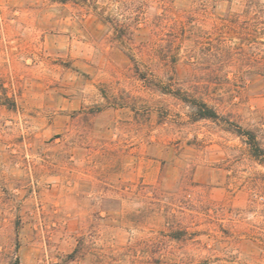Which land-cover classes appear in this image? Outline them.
Masks as SVG:
<instances>
[{
    "label": "rangeland",
    "instance_id": "obj_1",
    "mask_svg": "<svg viewBox=\"0 0 264 264\" xmlns=\"http://www.w3.org/2000/svg\"><path fill=\"white\" fill-rule=\"evenodd\" d=\"M121 40L199 46L206 69L158 89L201 77L220 120L151 89ZM239 128L264 150V0H0V264H264Z\"/></svg>",
    "mask_w": 264,
    "mask_h": 264
},
{
    "label": "trees",
    "instance_id": "obj_2",
    "mask_svg": "<svg viewBox=\"0 0 264 264\" xmlns=\"http://www.w3.org/2000/svg\"><path fill=\"white\" fill-rule=\"evenodd\" d=\"M58 1L65 3L67 0ZM110 22L115 25V30L120 29V31H124V29H126L130 31L131 24L128 17L125 18L124 22L119 18H115ZM129 33L130 35L132 34V32ZM170 35L173 36L174 34ZM128 40L130 41V39ZM121 46L131 54V60L135 64L136 72L140 74L141 78L147 81V84L151 89L156 87L154 90L170 94L185 103L187 106L193 108L194 116L197 120H220V114L217 109L210 104L213 98L209 87L199 85L203 78L195 77L192 81L193 84L185 89L179 87L174 91L171 88L174 85L172 84L173 82L170 77H175V75H177V69L182 59H184L187 64L195 66L200 73L206 69L204 66L205 63L203 62L204 59L199 58L196 54L199 46L184 41L177 43L176 40H170L165 46H162L161 49L151 51L148 58H143V56L147 54L146 42L140 43V45L136 46L135 42L127 44V41L123 40ZM182 52L183 54H181ZM159 73L163 76H170L169 81L171 82V85H169L168 90L158 89V85L162 83V80L159 78ZM149 75H151V77ZM235 132L245 139L244 141L248 145L253 156L264 164V150L260 147L253 132L250 130H241V128Z\"/></svg>",
    "mask_w": 264,
    "mask_h": 264
}]
</instances>
